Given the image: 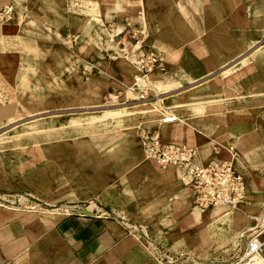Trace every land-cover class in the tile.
I'll list each match as a JSON object with an SVG mask.
<instances>
[{
    "label": "crops",
    "instance_id": "crops-1",
    "mask_svg": "<svg viewBox=\"0 0 264 264\" xmlns=\"http://www.w3.org/2000/svg\"><path fill=\"white\" fill-rule=\"evenodd\" d=\"M70 1L0 0V9L11 4L15 10L11 21H0V124L21 112L24 97L44 99L38 107L56 105L55 91H25L23 83L45 74L55 81L56 44L74 24L86 28L87 15H73ZM96 8L101 24L106 17L118 30L127 21L143 29L134 63L148 51L164 59L166 71L150 79L169 93L167 111L122 145H65L60 156L70 180L63 196L95 211L92 217L63 220L56 208L28 211L0 202V264H159L150 254L155 248L184 263L229 262L264 211V47L253 59L242 58L264 35V0H116L109 14L103 3ZM231 63L239 67L223 77ZM121 73L111 77L117 87L138 75L136 66ZM96 75L104 78L97 67ZM167 115L174 120L165 121ZM143 133L190 146L199 164L229 161L233 148L247 201L234 210L198 212L182 173L145 158ZM7 190L0 186L1 194Z\"/></svg>",
    "mask_w": 264,
    "mask_h": 264
},
{
    "label": "rangeland",
    "instance_id": "rangeland-1",
    "mask_svg": "<svg viewBox=\"0 0 264 264\" xmlns=\"http://www.w3.org/2000/svg\"><path fill=\"white\" fill-rule=\"evenodd\" d=\"M115 1L71 0L66 3L76 17L87 15L88 23L86 28L74 24L70 33L62 35L65 43L56 44L55 81L50 82V75L45 74L39 81L23 83L25 91H55L56 105L44 108L40 105L44 99L24 97L21 112L10 114L8 120L0 124V186L8 189L5 195L0 193L1 203L28 211H33L31 207L36 210L56 208V217L63 220L92 217L95 211L85 212V207L63 196V186L70 180L69 176H64V161L60 156L65 152V145L66 150H79L80 144L89 149L104 146L105 150L118 143L122 145L167 111L169 98L165 96L169 93L162 94V88L153 84L150 76L155 71L125 87L115 86L118 84L111 79L115 74L129 73L130 67L135 68L132 52L145 36L143 29L130 21L125 22L121 30L112 18L105 17L103 24L96 21L97 5L103 3L105 13L109 14ZM5 7L12 10L10 17H0L1 22L14 17L13 5H4L0 12ZM73 21L78 22L79 18ZM99 28L104 29V34ZM132 29L140 32L136 40L126 33ZM137 40L139 44L134 48ZM125 47L130 48L128 55L121 52ZM261 47H264V35L242 58L253 59L257 54L254 51ZM245 63L247 60L243 65ZM229 66L221 71L227 70L223 77H229L239 67ZM96 67L104 72V78L96 75ZM184 88L187 87L179 90ZM64 94L66 99H58ZM173 120L168 117L165 121ZM72 165L70 163V167ZM105 217L115 219L116 215L109 213ZM71 228L79 227L72 225Z\"/></svg>",
    "mask_w": 264,
    "mask_h": 264
},
{
    "label": "built area",
    "instance_id": "built-area-1",
    "mask_svg": "<svg viewBox=\"0 0 264 264\" xmlns=\"http://www.w3.org/2000/svg\"><path fill=\"white\" fill-rule=\"evenodd\" d=\"M11 10L5 7L0 12L1 19L10 17ZM126 31L135 40L140 34L134 29ZM135 44L134 48L139 44L138 40ZM129 49L125 47L121 52L128 55ZM135 64L139 75L136 81L147 77L152 71H166L164 59L155 51L140 53ZM141 146L147 160L154 161L161 168L174 167L182 173L185 184L192 191V204L199 212L216 207L234 210L247 201L244 177L233 164L238 157L233 148H230L232 159L229 161L214 159L207 164H199L195 161V149L184 143L163 142L156 134L143 133ZM150 254L159 264H193L184 263V257L168 256L157 248L151 250ZM257 263L264 264V211L247 234L241 251L225 264Z\"/></svg>",
    "mask_w": 264,
    "mask_h": 264
},
{
    "label": "trees",
    "instance_id": "trees-1",
    "mask_svg": "<svg viewBox=\"0 0 264 264\" xmlns=\"http://www.w3.org/2000/svg\"><path fill=\"white\" fill-rule=\"evenodd\" d=\"M103 209H104L105 211H109V208L103 207Z\"/></svg>",
    "mask_w": 264,
    "mask_h": 264
},
{
    "label": "bare ground",
    "instance_id": "bare-ground-1",
    "mask_svg": "<svg viewBox=\"0 0 264 264\" xmlns=\"http://www.w3.org/2000/svg\"><path fill=\"white\" fill-rule=\"evenodd\" d=\"M128 59V58H127ZM257 264H259V263H257Z\"/></svg>",
    "mask_w": 264,
    "mask_h": 264
}]
</instances>
